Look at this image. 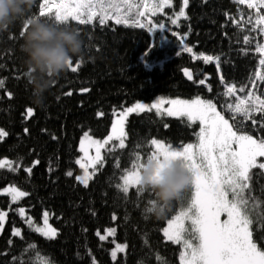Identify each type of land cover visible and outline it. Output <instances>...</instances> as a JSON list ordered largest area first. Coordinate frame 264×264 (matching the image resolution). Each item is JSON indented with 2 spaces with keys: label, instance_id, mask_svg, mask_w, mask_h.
I'll return each instance as SVG.
<instances>
[{
  "label": "trees",
  "instance_id": "obj_1",
  "mask_svg": "<svg viewBox=\"0 0 264 264\" xmlns=\"http://www.w3.org/2000/svg\"><path fill=\"white\" fill-rule=\"evenodd\" d=\"M41 2L35 0L27 17L38 15ZM133 2L139 4V0ZM181 6L182 0H173L171 8L157 9L155 16H148L154 24H165L163 31H150L148 19L140 21L143 28L131 26L132 19L140 17L136 16V7L124 4L120 5L121 15L129 19L128 26L116 25L112 20L106 26L95 21V26L70 21L67 26L79 30L84 39V58L73 60L81 62L77 72L68 69L54 82L43 107H36L30 100L31 87L20 47L23 24L18 21L0 33V78L5 81L0 87V127L8 132L0 140V160L13 162L11 167L0 168V189L12 184L28 193L16 203L0 194V211L8 210L0 234V264H93V259L95 264H181L182 244L166 240L162 230L187 206L191 189L157 216L149 211L150 201L156 199L151 190L140 193L132 187L125 194L117 185L122 184L124 170L131 169L133 153L138 152L146 160L153 151L149 142L154 138L174 148L195 142L201 127L198 121L167 116L162 110L160 115L156 110L131 114L125 127L126 147L110 152L107 149L113 145H107L103 163L87 187L75 179L81 172L76 163L81 136L88 131L104 137L110 131L113 113L135 101H151L159 95L186 99L199 96L212 99L220 111L249 89L264 94V84L257 81V91L250 83L259 67L255 43L264 42V36L258 30L250 31L252 25L245 23L254 10L234 0H189L185 9L188 18L180 17L173 25L171 21ZM148 7L151 9L153 4L150 2ZM172 32L179 35L173 36ZM244 35L252 43L245 44ZM185 46L197 55H219V68L215 62L194 59L193 53L184 51ZM185 69L193 73L192 81ZM221 76L225 83H235L237 88L247 84L248 88L226 97ZM205 77L206 83L199 84ZM84 88L88 91H81ZM69 91L71 95L66 94ZM28 107L34 109V115L25 119ZM222 114L228 118L227 112ZM255 118L259 121L264 114H256ZM245 130L254 137H264V129L259 124L253 128L251 120L245 122ZM258 159V163L264 162V158ZM37 160L39 163L33 166ZM28 167H32L30 174L25 170ZM68 171L73 175L68 176ZM262 173L264 170L259 168L250 170L251 192L246 190V195L264 202ZM20 207L36 221L48 211L51 224L58 230L57 237L48 240L33 231L16 211ZM108 226H115L116 233L101 240L97 232ZM13 227L21 228L23 238L12 235ZM250 229L254 242L264 250V218L259 223L254 221ZM114 240L127 244L126 252L116 259L111 256Z\"/></svg>",
  "mask_w": 264,
  "mask_h": 264
},
{
  "label": "snow or ice",
  "instance_id": "obj_2",
  "mask_svg": "<svg viewBox=\"0 0 264 264\" xmlns=\"http://www.w3.org/2000/svg\"><path fill=\"white\" fill-rule=\"evenodd\" d=\"M153 7L149 9V3ZM206 2V0H205ZM239 5H246L248 9H253L254 14H249L245 23L252 25L250 31L258 30L261 36H264V0H234ZM173 0H139V4H134L133 0H42L39 4V12L37 17L47 18L55 22V24L67 25L70 21H76L80 25H93L94 21L99 26H106L108 21L112 20L116 25H129V19L122 16L123 9L121 4L128 5L129 8L136 7L137 17L155 16L157 9L164 7L171 8ZM189 6V0H182V6L176 13V19L171 23L177 24L180 17L187 19L185 9ZM143 10H140V8ZM115 13V15H113ZM243 13L241 18L243 19ZM235 23L239 24L238 21ZM149 30H165V24H154L148 19ZM143 28L145 25L139 19H132V25ZM26 26L23 27L19 36L23 38ZM171 35H179L172 32ZM10 39L14 38L12 36ZM181 40L184 38L181 36ZM245 44L252 43V39L248 35L243 36ZM184 51L193 53V49L185 46ZM255 52L259 54L258 69L250 78L252 89L259 91V81L264 84V42L259 40L255 43ZM247 54V52H245ZM194 59L203 60L206 63L215 62L219 68V55H205L203 53H193ZM81 67V62H69V70L73 73L77 72ZM185 75L188 79H193L192 74L185 69ZM205 79H200L199 84L204 85ZM5 81L0 78V87H3ZM221 83L224 84L226 97H232L237 91L244 93L248 88L247 84H242L237 88L235 83H225L221 76ZM81 91H88L87 88ZM211 91V86H209ZM71 95L69 91L66 93ZM8 97H12V93H7ZM164 104L171 107L164 109L167 116L187 117L191 122L199 121L201 127L197 133L198 142L181 145L174 148L171 144H165L164 141L158 139L150 140V145L154 146V150L146 159H180L187 171L191 175L190 200L186 207H182L178 214L168 220L167 227L163 228V235L166 240L174 244H182L183 251L180 254L181 264H264V250L257 246L253 240V233L250 226L253 222L259 223L264 218V202L251 195H246V190L250 193V170L259 168L264 170V163H258V158H264V137H254L245 130V122L251 120L253 128L259 124L264 129V118L257 120L256 114H264V94H257L249 89L243 97H236L234 104L229 103L227 107H221L217 110V104L212 99H202L199 96L194 100H165L160 98L153 104L136 103L131 107H127L119 114L121 117L114 121L111 134L103 141L92 139L88 133L89 146H96L95 157H87L84 147L85 141L81 140V152H85V159L88 164L81 160L76 163L83 170V175H78L75 179L87 187L89 181L93 178L94 172H89V165L95 169L97 164H102L104 157L101 155V149L108 145L111 141H118V145H113L107 151H116L126 147L124 123L129 114L141 113L144 111L156 110L157 115L161 114ZM222 112H227L228 118ZM34 115V109L28 107L25 111V119H29ZM102 115V113H101ZM28 130L25 129V132ZM8 136V132L0 128V140ZM236 147L233 148L232 146ZM134 160L131 169H125L124 175L121 176L122 184L117 185L125 194L128 193L130 187H136L138 192L143 190L140 186V168L143 166L141 155L132 154ZM35 161L33 166L38 164ZM5 166V161L0 160V168ZM117 167L119 164L117 162ZM15 170V169H13ZM29 174L32 167L25 169ZM68 176L73 173L68 171ZM264 174V173H262ZM0 194H7L11 197V201L16 203L23 197L28 195L27 192L12 186L4 188ZM154 203L153 201H150ZM21 218L25 217V208L20 207L16 210ZM150 211V209H149ZM8 213L0 211V232L4 229L5 220ZM222 215H226V219H221ZM115 219V216L113 217ZM33 231L39 233L48 240L55 239L58 230L49 223V213H43V227L34 225V221L29 217L26 221ZM115 228L106 229L107 235L111 236L115 233ZM12 235L22 237L21 230L13 227ZM97 235L101 240L107 239V236ZM195 241V243L193 242ZM11 243V241H9ZM126 245L117 244L111 255L116 258L117 251H124ZM34 249L35 245H29ZM27 251V250H26ZM15 259V258H14ZM93 264L95 260L93 259Z\"/></svg>",
  "mask_w": 264,
  "mask_h": 264
},
{
  "label": "clouds",
  "instance_id": "obj_3",
  "mask_svg": "<svg viewBox=\"0 0 264 264\" xmlns=\"http://www.w3.org/2000/svg\"><path fill=\"white\" fill-rule=\"evenodd\" d=\"M35 0H0V33L16 22L26 26L21 51L31 87L30 100L43 107L54 82L69 68V62L84 58V39L79 30L53 24L37 16L27 17ZM141 189L156 199L150 211L162 216L174 200L189 188L191 175L180 159H146L140 168Z\"/></svg>",
  "mask_w": 264,
  "mask_h": 264
},
{
  "label": "rangeland",
  "instance_id": "obj_4",
  "mask_svg": "<svg viewBox=\"0 0 264 264\" xmlns=\"http://www.w3.org/2000/svg\"><path fill=\"white\" fill-rule=\"evenodd\" d=\"M123 5V4H122ZM125 6V5H124ZM142 10H143V8H142ZM75 64V63H74ZM160 98H164L165 100H173V99H179V100H194L195 98H193V99H186V98H180V97H170V96H164V95H159V96H157V97H155L153 100H151V101H143V100H138V101H135V102H133V103H131V104H129V105H127V106H124L122 109H120V110H118L117 112H114L113 113V117H112V124H111V128H110V131L108 132V134H106L104 137H101V138H99V137H95V136H93L90 132H85V133H88L89 134V136L92 138V139H95V140H100V141H103L104 139H106V137L108 136V135H110L111 134V131H112V125H113V123H114V121H116L117 119H120L121 117L119 116V114L121 113V112H123V110L125 109V108H127V107H131V106H133L134 104H136V103H143V104H148V105H151V104H153L155 101H157L158 99H160ZM168 107H171L170 105H168V104H164L163 106H162V111L164 110V109H166V108H168ZM152 110H155V109H152ZM132 114H134V113H132ZM131 114H129L128 116H127V118L130 116ZM127 118H126V120H125V123H124V127H126V121H127ZM187 118V117H186ZM199 122V121H198ZM0 128H2V127H0ZM4 129V128H3ZM5 130V129H4ZM125 132H126V128H125ZM85 133L81 136V138H80V141H79V151H80V148H81V140L83 139L84 141H85V144H84V147H85V150H86V153H87V157H89V158H92V157H95V155H96V146L95 145H93V146H89V143H88V138L87 137H85ZM155 139H158V138H155ZM158 140H161V139H158ZM161 141H163V140H161ZM198 142V140L197 141H195V142H189V143H193V144H195V143H197ZM118 141H111L108 145H118ZM125 144H126V138H125ZM165 144H167L166 142H165ZM188 144V143H187ZM107 147V145H105V147L104 148H102L101 149V155L104 157V150H105V148ZM233 148H235L236 146L235 145H233L232 146ZM153 150H154V146H153ZM86 153L85 152H81L80 151V154L78 155V157H77V160L79 159V160H81L82 162H84L85 164H88V159H85V155H86ZM259 160V159H258ZM3 161H5V166L6 167H11L12 166V164H13V162L12 161H9V160H7V159H5V160H3ZM102 163H103V161H102ZM264 163V162H263ZM100 165H102V164H97L96 165V168L95 169H93L90 165H89V167H88V171L91 173V172H94V173H96L97 171H98V169H99V166ZM4 166V167H5ZM78 175H83V170L81 169V172L78 174ZM77 175V176H78ZM90 182V181H89ZM12 186H15V187H17V188H19L18 186H16V185H12V184H10V185H6V186H4V187H2L1 189H0V193H2L3 192V189L4 188H8V187H12ZM130 188H132V187H130ZM130 188H129V190H130ZM20 190H22L21 188H19ZM22 191H24V190H22ZM4 195H7V194H4ZM10 197V196H9ZM11 198V197H10ZM19 201V200H18ZM24 208V207H23ZM181 210V209H180ZM179 210V211H180ZM2 211H6V212H8V210H2ZM179 211H178V213H179ZM48 212V211H47ZM25 220L27 221V219L29 218V215L27 214V212H26V209H25ZM49 213V212H48ZM178 213H176V214H178ZM175 214V215H176ZM174 215V216H175ZM7 218H8V215H7V217H6V220H5V224H6V222H7ZM227 217H226V215H222L221 216V219L223 220V219H226ZM32 220L34 221V225H39L40 227H43V216H42V218H41V220L40 221H36V220H34L33 218H32ZM49 223L51 224V222H50V219H49ZM5 224H4V227H5ZM167 224H168V222H167ZM167 224H166V226L165 227H167ZM52 225V224H51ZM53 226V225H52ZM54 227V226H53ZM164 227V228H165ZM108 228H115L116 229V227L115 226H108V227H106L105 228V230L104 231H100V230H98L99 232H100V235H103V236H107V239L109 238V237H111V236H114L115 235V233H116V231H115V233L113 234V235H111V236H108L107 235V232H106V229H108ZM20 230H21V228H19ZM251 230V229H250ZM2 232H0V234H1ZM21 233H22V230H21ZM107 239H105V240H107ZM117 244H123V245H126V247H125V249H124V251H117V255H116V258H118L119 257V255L120 254H123V253H125L126 252V249H127V244L126 243H123V242H119V241H116V240H114V246L112 247V249H111V253H112V251L113 250H115V248H116V245ZM258 246V245H257ZM184 249H183V245H182V248H181V251H180V254H181V252L183 251ZM112 256V255H111ZM113 258V257H112ZM115 258V259H116ZM181 262V261H180Z\"/></svg>",
  "mask_w": 264,
  "mask_h": 264
},
{
  "label": "bare ground",
  "instance_id": "obj_5",
  "mask_svg": "<svg viewBox=\"0 0 264 264\" xmlns=\"http://www.w3.org/2000/svg\"><path fill=\"white\" fill-rule=\"evenodd\" d=\"M143 19H145V17H140V18H139L140 21H143ZM184 71H185V70H184ZM184 73H185V72H184ZM192 74H193V73H192ZM190 81H192V80H190Z\"/></svg>",
  "mask_w": 264,
  "mask_h": 264
},
{
  "label": "water",
  "instance_id": "obj_6",
  "mask_svg": "<svg viewBox=\"0 0 264 264\" xmlns=\"http://www.w3.org/2000/svg\"><path fill=\"white\" fill-rule=\"evenodd\" d=\"M188 70V69H187ZM185 72V71H184ZM189 73L192 74V72L190 70H188ZM188 78V76H186ZM192 77H193V74H192ZM189 80H193V79H189Z\"/></svg>",
  "mask_w": 264,
  "mask_h": 264
}]
</instances>
